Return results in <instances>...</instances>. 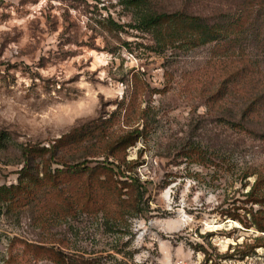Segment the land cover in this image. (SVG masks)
Returning <instances> with one entry per match:
<instances>
[{
	"label": "rangeland",
	"instance_id": "rangeland-1",
	"mask_svg": "<svg viewBox=\"0 0 264 264\" xmlns=\"http://www.w3.org/2000/svg\"><path fill=\"white\" fill-rule=\"evenodd\" d=\"M181 1L152 0L171 11ZM259 1L192 0L205 13L244 10L251 28L198 46L139 29L123 0H0V264H56L57 250L102 264H264V232L233 217L261 208L244 195L255 176L243 175L264 168V111L247 131L232 123L247 85L217 94L227 60L256 65L264 85ZM137 127L142 137L109 154ZM30 143L57 153L26 157ZM84 160L103 167L58 171ZM104 165L140 181L139 207L131 179ZM108 209L120 213L111 223Z\"/></svg>",
	"mask_w": 264,
	"mask_h": 264
},
{
	"label": "trees",
	"instance_id": "trees-1",
	"mask_svg": "<svg viewBox=\"0 0 264 264\" xmlns=\"http://www.w3.org/2000/svg\"><path fill=\"white\" fill-rule=\"evenodd\" d=\"M125 4H131L138 9L137 15V27L141 30L154 29L160 31L161 28L166 27L167 29L173 31V41L181 39V37L190 36V39L195 43V45H205L209 42L217 40H226L228 43L238 42L237 36L240 33H247L251 28L245 26L248 22V16L241 13L233 12L229 9H224L220 7H215L210 10V12L205 13V9L201 6L196 5L192 0H182L176 9L178 10H162L155 7V3L152 0H123ZM258 11L261 13L264 11V0H260L258 4ZM237 15V17H236ZM236 17V18H235ZM239 29V31H238ZM260 30V28L258 29ZM254 32L257 29L253 30ZM233 34H236L234 37ZM242 63V64H239ZM234 70H233V68ZM256 65L251 63V65L244 64L240 60H227L224 61L223 70L226 72L227 78L221 82L220 87L218 88L217 94L220 95L221 99H224L229 93L238 91L241 83L247 85V97L246 103L243 110V116L240 118L239 122H232L234 125L238 124L241 128L250 131L249 127L246 125L247 121L257 114H261L264 111V85L260 82L259 68H256ZM229 75V76H228ZM232 83V85H231ZM245 103V104H246ZM253 131V130H252ZM144 128H135L131 132L127 133L124 136L119 137L115 140L109 147V154H113L117 149L122 146H130L134 144L140 137L144 135ZM215 150L218 153H221L220 150ZM37 151H47L49 157H55L57 153L56 144H52L49 147L40 146V144H27L23 147L22 153L24 156L29 157ZM194 151V147L189 146L188 155ZM91 161L84 160L82 162H77L75 164H69L64 162V167L59 169L60 172H66L72 175H79L84 173H94L98 168L103 167V165H90ZM105 166V165H104ZM112 174L119 177H128L131 179L129 182L125 180L127 185H130L136 193L135 204L132 207H139L142 202L143 192L142 185L137 178L129 177L125 171L118 168H110L105 166ZM31 171L29 162H25L23 168L20 172V177L22 174ZM27 175V174H26ZM250 176H255V180L252 184L245 183L244 186L249 185L248 191L244 194L246 196L247 202L252 205L259 204V208L256 212L248 211L250 213V218L242 216L241 214H235L234 219L239 221H245L246 227L250 228L252 226L256 227L258 230L264 232V168L247 171L243 175L245 179ZM19 177V178H20ZM10 188H18L16 185L11 186ZM81 206V207H80ZM76 212L79 210L90 209L94 211L93 207L87 204H77ZM241 207L237 208L240 209ZM244 208V207H243ZM246 211L247 209L244 208ZM98 210V209H97ZM252 210V208H251ZM119 212L111 211L110 209L106 210L105 219L108 223H111L112 220H115ZM233 215V214H230ZM244 218V219H243ZM259 238L257 240H261ZM206 262L211 260L210 256L206 254ZM53 260L56 264H102L100 256L87 255L84 252H75V253H65L63 251H56Z\"/></svg>",
	"mask_w": 264,
	"mask_h": 264
},
{
	"label": "built area",
	"instance_id": "built-area-1",
	"mask_svg": "<svg viewBox=\"0 0 264 264\" xmlns=\"http://www.w3.org/2000/svg\"><path fill=\"white\" fill-rule=\"evenodd\" d=\"M240 264H242V263H240Z\"/></svg>",
	"mask_w": 264,
	"mask_h": 264
}]
</instances>
